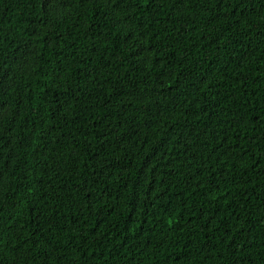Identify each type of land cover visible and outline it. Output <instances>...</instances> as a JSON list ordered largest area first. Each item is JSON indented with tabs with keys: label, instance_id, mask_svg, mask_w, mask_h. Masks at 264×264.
<instances>
[{
	"label": "trees",
	"instance_id": "obj_1",
	"mask_svg": "<svg viewBox=\"0 0 264 264\" xmlns=\"http://www.w3.org/2000/svg\"><path fill=\"white\" fill-rule=\"evenodd\" d=\"M0 264H264V0H0Z\"/></svg>",
	"mask_w": 264,
	"mask_h": 264
}]
</instances>
